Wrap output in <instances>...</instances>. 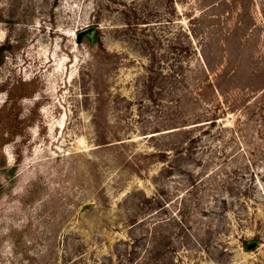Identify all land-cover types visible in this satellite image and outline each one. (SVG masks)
Returning <instances> with one entry per match:
<instances>
[{
	"label": "rangeland",
	"instance_id": "1",
	"mask_svg": "<svg viewBox=\"0 0 264 264\" xmlns=\"http://www.w3.org/2000/svg\"><path fill=\"white\" fill-rule=\"evenodd\" d=\"M263 87L264 0H0V264H264Z\"/></svg>",
	"mask_w": 264,
	"mask_h": 264
},
{
	"label": "trees",
	"instance_id": "2",
	"mask_svg": "<svg viewBox=\"0 0 264 264\" xmlns=\"http://www.w3.org/2000/svg\"><path fill=\"white\" fill-rule=\"evenodd\" d=\"M205 64V63H204ZM207 63L205 64V66H206V69L209 71V68L207 67ZM225 70H223L222 72H220V73H218L217 75H222L221 73H223ZM233 71H235V70H233ZM232 71V72H233ZM227 75H231V73L230 74H227ZM218 78V77H217ZM210 84H211V88L215 91V92H218V87H217V84L216 83H213V82H210ZM264 92V87L261 89V92H260V94H262ZM259 95V94H258ZM262 97H264V94H263V96ZM263 104H264V102H263ZM208 121H206V122H203V123H198V124H196V125H200V124H208V126H210L211 124H216V121H217V118L216 117H212V118H208L207 119ZM199 122V121H198ZM182 126V125H181ZM181 126H179L178 127V129H172V130H170V134L169 135H182V134H184L185 133V131H187V130H182V128L183 127H181ZM207 127H205L204 129H206ZM167 132H169V131H167ZM155 134H152V135H150L151 137L152 136H154ZM198 134H192V136L190 137V139L189 140H194V137H196ZM182 140V139H181ZM188 140V141H189ZM185 142H187V141H185Z\"/></svg>",
	"mask_w": 264,
	"mask_h": 264
},
{
	"label": "water",
	"instance_id": "3",
	"mask_svg": "<svg viewBox=\"0 0 264 264\" xmlns=\"http://www.w3.org/2000/svg\"><path fill=\"white\" fill-rule=\"evenodd\" d=\"M80 35V34H79Z\"/></svg>",
	"mask_w": 264,
	"mask_h": 264
}]
</instances>
